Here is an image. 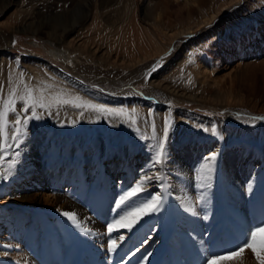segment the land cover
Returning <instances> with one entry per match:
<instances>
[{"label":"bare ground","instance_id":"bare-ground-1","mask_svg":"<svg viewBox=\"0 0 264 264\" xmlns=\"http://www.w3.org/2000/svg\"><path fill=\"white\" fill-rule=\"evenodd\" d=\"M94 1L95 9L93 14H90V2L93 3ZM94 1L87 0L86 3L84 2L85 4L83 6L71 12H63V15L67 17V19L60 14V18L56 15H49L45 18L44 16L46 15L42 13H38L35 17L39 19L41 15H44L43 17L46 20L41 19L40 21L34 22V17L31 16V20L28 18V20H30V32H33V34L42 33V31H40L42 28L40 27H43L47 30V32L45 31L44 33L47 39L52 38L59 41L58 47L50 48V55L66 67L70 66L74 70H78V68L85 65L87 66V64L95 66L99 61H96L94 57V59L89 57V54H85L86 58L79 57L77 54L78 52L76 49L81 47L84 50L86 48L88 49L86 45L87 40L89 37L93 38L91 37L93 29L84 27L87 19L93 15V23L98 21L97 23L100 22L102 24L104 21V23L109 24L112 22V18H110V15H108L109 13H107L109 12V10L107 11V7L111 0ZM244 1L247 2L246 6L248 9L246 11L237 10L230 13L231 9L241 2L240 0H157L155 9L160 10L161 13H158L160 16L159 20H156L158 23L156 24L155 21L151 23L154 25V28L156 27L155 33L152 34L151 47L158 52V55L165 50V48L163 50L160 48L159 42H166L169 47L184 34L208 28V32L205 33L204 36L205 38H202V40L196 43H191L192 45L190 46V49H195L196 45L199 46V48L202 46L203 50L200 49L202 50L200 51L197 48L192 50V54L189 52L190 56L187 54L189 59H186V61L183 60L180 66L181 69L184 68L188 70L189 74L187 78H191L192 74H194L199 81L198 77L203 74L202 77L205 76V82L200 79V82H198L199 85L197 83L193 85L189 84V86L191 85L190 89L186 90L171 86L169 83L165 84L159 82L154 80V76H149L145 80V84L148 87V94L163 101L169 100L172 96H179L187 101L200 103H206L207 101L211 102L212 105L213 103L238 104L242 101L240 100V102L235 98L231 99L232 97L230 94L234 93V87L236 85L242 84L247 95H252L256 92L261 93V96L257 97L258 99L253 103L252 107L250 106L251 111L248 112L250 115H248L249 118L234 120H240L248 124L259 123L257 119H252L264 115V92L262 89H258L257 92V90L252 89V86L259 80H261V83H264V60L257 63L248 61L253 59L250 54L264 47V19L259 21V26L256 27L257 29L254 32L249 34V37H247V34L241 36L240 31L243 30L247 24L259 20V16L264 12V0ZM12 19L13 16L11 20ZM179 19L183 20L179 26L171 25L173 21ZM13 21H15V19ZM24 21H27V19ZM37 27L39 29H37ZM92 27H95L94 24ZM23 29L18 27L13 30L18 32ZM83 29H85L86 32V36L84 37L86 41H84V39L80 40V38H77L78 34L76 35L77 32L83 31ZM216 31L220 33L217 35ZM133 32L132 35L135 36ZM136 33V36L139 38L140 32L136 31ZM96 35L99 36L98 34ZM104 35L106 34L104 33ZM143 35L141 37H143ZM0 36H3L5 42L12 37L11 34L4 35V33L1 32ZM232 36L235 37L238 43L229 42V38ZM140 39L142 40L143 38ZM104 40L107 41L105 37ZM226 40L227 42H225ZM62 43L68 44L72 49L61 47ZM48 46H50V44H48ZM6 48H8V46ZM131 49L130 55L121 56L122 59L119 64L117 58L112 62L114 63L113 66L124 69L125 72H127L126 75L137 73L140 70L139 66L147 62L145 59L148 57L145 46H142L139 42H134ZM94 51L96 52L97 50ZM90 52H92V50H90ZM195 52H197V54H195ZM235 53L238 54L239 59L237 65L227 74L229 80L228 89L224 85L227 82L225 80L221 81L226 77L223 76L216 80V76L213 75L216 71L220 70L222 66L228 65V61L231 62L235 59ZM223 54L224 57H222ZM2 55L3 53L0 52V67L3 65L2 62L4 61L1 57ZM93 55L94 53L91 56ZM182 56L183 55H180V57ZM109 57L107 56V59ZM15 63L18 64L17 62ZM98 63L103 67L107 61L104 60ZM21 67L9 63L5 71L7 75H5V72L1 73V77L3 78V76H5V79L8 80L6 81L8 87L3 93L0 92V99L5 98L12 87H16L19 91L23 89L24 84H27L33 89H43L51 85V88H47L45 95H50L54 92H66L69 95H78L83 100L100 105L108 111L96 112L92 110L76 109L70 106L60 108L52 107L48 110L37 109L38 118L29 120L25 135L22 137V142L19 145L20 147L22 143H25L24 145L29 149L27 157L25 156V158L17 162L16 170L20 175H25V177L35 175L39 177L38 173H40L43 160H45L43 154L46 151L43 152L41 150V152H38V147L40 146L43 148L42 146H45L48 129L54 130L55 133L59 132L61 135H64V138L70 136V134L76 133H85L87 136L92 134V131H94V133H99L101 132L100 127H107V125H110L111 133L119 139L120 144H118L120 145V149L116 151L117 154L112 155L111 159L102 162L103 167L98 172L94 173L92 164L90 166L87 165V167H82L79 172L81 175H84L81 177L77 176L76 181L72 180L69 187L63 190L56 187L54 194L52 190H50L47 195L43 194L44 208L29 203L30 205H28L29 210H27V213L31 214L32 219L30 224H28L31 227H28L27 233H29L30 236L27 240L23 241L20 239L21 235L24 234L21 230V226H24L25 221L27 222L28 219H24L21 216L18 218L14 216L16 220H11L10 218L5 220L8 226L5 227V223L2 224L3 229H0V235L2 231H6L5 233L7 235L4 236L5 239H3V244L10 250H13V254L9 253L7 257V260H9L11 264H42V260H46L43 261V263L54 264L56 259H54V257L51 259L50 252L48 253L47 250H45L46 244L49 243V241L54 242L55 248L56 246L60 247V255H64L60 264H207L211 257H208L206 251L208 252L210 249L218 252L220 247L222 249L218 239L219 235L227 233L226 224L228 222L234 225V232H237L236 228L241 227L244 236L247 237L246 235H248L250 229L247 227L248 225H246V223L249 220L245 223L246 216L244 215V209H242L241 203L242 198H245L244 196L248 193L243 195L241 190L242 186L240 185V177L237 168L239 166L237 165L241 163L239 157L249 148L248 142L254 145L255 149L253 150L258 151V146H260L262 154L264 155V133L261 131H248L246 129H235V132L226 131L227 133L217 132L216 128H214L215 123L201 117H193L187 120L180 118L179 122H176V125L183 128L182 131H184V133L182 136L179 134H172L170 139L168 138L165 140L164 133H162L163 140L160 138L157 139L153 133L157 136L160 131H158V129L149 128L147 123V113L155 117L153 111L156 109V106L149 104L150 102L148 103L136 97L130 98L131 100H117L106 98L102 96L100 92L98 93V91H86L82 87H79L75 80L64 76L65 74L62 75L58 73V71L56 72L52 67L38 60H34L28 65L30 71L23 66L22 69L24 70L15 73ZM21 73L24 74L23 84L20 83ZM212 84H214V87ZM247 102L250 103V100ZM19 108L20 105L17 104V114L21 115L22 118L25 115H31L30 111L27 114L20 113ZM132 118L135 119L134 124L132 123ZM11 123L12 121L10 119V124ZM83 129L86 130L83 131ZM213 130H215V133ZM169 131L168 129V132ZM124 135L128 136L127 141L129 143L142 144L145 151L152 149L153 145L151 146V144L153 142L155 143L154 140H157V146H159V142L165 140V147L172 156L171 159L173 161L170 164V169L173 172L171 171L169 174L159 172L155 173L154 176L147 175L151 178L150 180L160 177V179H156V181H159L161 185H158L159 183L154 185L156 193H154L150 187L145 186L144 190L132 201L126 205L117 207L121 196L135 187L141 179L145 178L142 176L143 174L141 175L139 173L140 176H137L133 184L128 183L127 178L131 176L133 163L137 164L141 161L139 158L134 161L132 158L130 159L131 153L127 149L129 143L127 147L124 145V141H126L124 140ZM96 137L98 140V135ZM185 139L190 142L188 148L184 146L185 143L183 141ZM60 141H63V145L66 147L65 151L62 152L63 155L72 158L70 160L68 159L69 161L65 163L70 166L72 162L75 161L73 160L74 156L68 153V147H70V145L65 144L66 141L64 139L56 140L55 143H60ZM238 141L241 143H237ZM212 143L213 147H210ZM49 144L53 145L51 141ZM49 144H47V147L50 146ZM94 144L95 147H100L95 141ZM95 147L84 148L83 151H81L84 153L82 156L85 157V163L92 161L93 157L100 159V154L97 152L98 149H95ZM238 147L243 151L241 150L240 152ZM18 148H14L7 157H12L13 153L17 151ZM50 152L51 151L48 153L51 154ZM213 153H216L215 162L210 161V157ZM254 155L255 153L251 152V156L255 157ZM5 160L6 159L0 162V173L4 171L1 170V166L6 165ZM148 163L150 165V162ZM205 165L208 167H204ZM196 167L198 168V172L200 167L206 169L204 172L205 176H199V181L195 179L196 173L194 174V172H196V170L194 171L193 168ZM209 169L211 170L209 171ZM250 170V166L246 167L245 173L250 172ZM63 172L68 174L67 176L65 175L64 179L69 180L73 178L71 174L77 173V170L72 171L63 168ZM260 172H257L258 175H254L253 173L254 176H252L251 173L250 177L246 174V176L248 175L246 179L249 181L248 187H254L256 185L261 188L256 192L255 196H252V198H254L252 205H254L251 208L253 212L251 215L253 214L254 216L257 215L256 210L258 208L262 209V207H264L261 203L264 199H262L264 195V174H260ZM114 174L115 178L117 176L118 179L115 180V178L111 177V175L114 176ZM85 175L87 177L89 175L91 177L95 175L94 186L90 189L91 191L87 196H85V192L82 190L85 187L83 185ZM214 177H217V182L215 180V182L213 181ZM169 179H171V181ZM67 182L68 181L65 183L67 184ZM13 183L16 188L18 183ZM217 187L218 189L221 188L220 190L224 189L222 191L228 196V198L226 197L227 201L221 198L222 192H219ZM98 189L102 191L101 194L104 197L103 210H107V216H104L103 210L101 211L103 214L98 213V202L96 200H99L100 196V194L97 193ZM104 193L107 194L105 195ZM31 197L32 196H30V198ZM152 197H161L163 203L159 211L151 212L144 216L130 231L126 228H119L109 234L107 228L108 224L112 223L114 220H118L120 216L130 211L136 205L150 201ZM217 197H219L221 202L219 205H215V199H218ZM6 199L2 201L3 204L6 202ZM9 200H12L10 196ZM28 201L29 200H27V202ZM200 205L204 207L202 210L204 219L201 220L198 219L199 215H201V210L198 211ZM167 207L169 209H167ZM224 207L227 208L228 213L225 212L226 210L224 211ZM116 208L117 213L114 211ZM186 208H190L192 211H185ZM167 210L169 212L176 211L178 218H172L170 213L167 214ZM65 211L76 214L80 227H77L66 217L61 215V213ZM45 212H48L50 215L49 220L46 222L44 221ZM228 215H231L230 218ZM103 217L107 219H103ZM36 219L39 220V224L35 222ZM202 220H205L208 227L207 231L201 226L203 223L201 222ZM81 228H87L89 232H82ZM44 232L47 234H44ZM214 232H216V236H213L212 233ZM119 237H123V239L120 240L118 239ZM155 238H158L159 242L157 244L155 243L156 245L150 248L151 240ZM110 240H116L117 242V247L114 252L108 250ZM225 244L226 242L224 245ZM205 247L209 249L206 250ZM249 257V254L244 252L242 256L235 259L213 261L212 264H257L254 258L252 260Z\"/></svg>","mask_w":264,"mask_h":264},{"label":"rangeland","instance_id":"rangeland-1","mask_svg":"<svg viewBox=\"0 0 264 264\" xmlns=\"http://www.w3.org/2000/svg\"><path fill=\"white\" fill-rule=\"evenodd\" d=\"M86 1L87 0H0V32L4 33V35L5 34H11V36H12L11 39L8 40L7 42L4 41L3 36H0V52L3 53V55L1 57L4 59V61L2 62L3 65L0 67V92L3 93V91L6 90V88L8 87V84L6 85V81H8V80L5 79V76H3V78H2L1 73H4L6 71L9 63L12 65L15 64L18 67L25 66V68L27 70H29L28 65L30 63H32L34 60H38L40 62H44L45 64L49 65L54 70H56V72L58 71V73H60L62 75L65 74L64 76H67L70 79L75 80L77 82L78 86L82 87L86 91H89V92H95V91L97 92L98 91V93L100 92V94L106 98L108 97V98H113V99H117V100H124V99L131 100L130 98L136 97V98L144 100L148 103L150 102L149 104H151V105L153 104L154 106H156V109L153 111V114L155 115V117L152 116L151 114L147 113V121H148L147 123H148L149 128L158 129V131H160V133H158L157 136L153 133V135L157 139L163 138L162 133H164L166 120L168 121L170 131L167 133V138L165 139V137H164L165 140H167L168 138L170 139L172 134H175V135L179 134L180 136H182L184 133V131H182L183 128H180L176 124L179 122L180 118L187 120V119H190L193 117H201L205 120L207 119V120L215 123L214 128H216L217 132L220 131V132L227 133L226 131L235 132L237 129H243V130L246 129L248 131H261L262 133H264V119H257L259 121V123H256V124H248L247 122H241L240 120H234V119L249 118L248 112L251 111V107H252L253 103L258 99L257 97L261 96V93H256V92H255V94L247 95L246 94L247 92L245 91L242 84L236 85L235 86L236 88L234 87V93L230 94V96L232 97L231 99L235 98V99H238V101H240V100L242 101V102L240 101L241 103H238V104H228V103L217 104V103H213V105H214L213 106L211 102H207V101H206V103L192 102V101L184 100L182 97H179V96H175V97L172 96V97H170L169 100L163 101L161 99L159 100V98H157L155 96L148 94V91H147L148 87L145 84V80L149 76H154V80H157L159 82H163L165 84L169 83L171 86H176L177 88L186 89V90H189L190 86L193 85L194 83L198 84V82H200V79H201V81L205 82V80H204L205 76L202 77L203 74L200 75L201 78H200V76L198 77L199 81L197 80L196 75H194V74H192V76H191L192 79L189 77L191 79L190 80L189 78H187V75L189 74L188 70H186L184 68L181 69L180 66H181L183 60L186 61V59H189V56H190L189 52L193 53L192 50H195L197 48L200 50L203 48L201 45H200L201 46L200 48H199V46L196 45L195 49H190V46L192 45L191 43H196L197 41L202 40V38L204 39L205 33L208 32V28H204V29H201L199 31H195V32L189 33V34H184L179 39H177L175 42H173L171 44V46H169V47L167 46L166 42H162V43L159 42L160 48L162 50L165 48V50L163 51V53H160L158 55V52L151 47L152 34L155 33V30H156V27L154 28V25H152L151 23L154 21L156 22V20H159V18H160L159 14L161 13L160 10L155 9V4H156L157 0H111V2L109 3V5L107 7V11L109 10V12H107V13H109L108 14V15H110L109 17L112 18L111 23L106 24V23H104V21L102 22V24L100 22L97 23L98 21L93 23V20H92L93 15H91V17H89L87 19L84 27L87 29H89V28L93 29L92 36H91L93 38L89 37L87 40L86 45L88 46V49L86 48L84 50L82 47L79 49H76L78 52L77 54L79 55V57H85V54H89V57H92V58L94 57L96 61L99 60L98 62H100V61L102 62L104 60L107 61V63L105 65H103V67H102V65H100L97 62L95 64V66L87 64V66L85 65L83 67L78 68V70L77 69L74 70L72 67H70V66L66 67L60 61H57L56 59H54L50 55V53H51L50 48L56 47V46L58 47L59 41L56 39H52V38L47 39L45 34H44L45 31L47 32V30H46V28L44 29L43 27H40V28H42V29H40V31H42V33L39 32L38 34H36V33L33 34V32H30L31 30H29V21L31 20V16L34 17L33 18L34 22L40 21L41 19L46 20L45 18L49 15H56L60 18V16H59V14H60L63 17H65L63 15L64 13H68L69 11L71 12L72 10L77 9L80 6H83L86 3ZM98 1H101V0H98ZM240 1L241 2H239V4L241 6L238 4L237 6L233 7V9H231L230 13L237 11V10L238 11L239 10H245L246 11L248 9V7L246 6L247 2H245L244 0H240ZM94 4H95V1L93 3L90 2V7H89L90 14H93V12H94V9H95ZM244 7H245V9H244ZM38 13H42V14L46 15V16L43 15L45 18L41 15L40 18L37 19L35 16ZM120 14H122V15H120ZM12 16H13V19L11 20ZM14 16H15V18H14ZM28 18L30 20H28ZM65 18L67 19V17H65ZM14 19H15V21H13ZM26 19L28 22L24 21ZM263 19H264V12L261 13L258 21L255 20L252 23L247 24V26H245L243 28V30L240 31V33H241L240 35L242 36L244 34H247V37H249V34L254 32L257 29L256 27L259 26V21H262ZM11 21H12V23H11ZM181 22H183V20H181V19L175 20L171 23V25L179 26L181 24ZM157 23H158V21L156 22V24ZM93 24L95 27H92ZM114 26L118 27V28H115ZM18 27H20L22 29L24 28L23 30L26 29L28 33L26 32V30L25 31L22 30V31H18V32L16 30H13V29H17ZM99 27H100V30H99ZM37 29H39V28L37 27ZM3 31H5V32H3ZM136 31L140 32L139 38H138V36H136L137 35ZM132 32L135 33V36L132 35ZM104 33L106 35H104ZM216 33L218 35L220 32L216 31ZM96 34H98L99 36H97ZM76 35H77V38H80V40L84 39V41H86V39L84 38L86 36L85 29H83V31L81 30V31L77 32ZM142 35H143V37H141ZM104 37L107 41L104 40ZM140 38H143L142 39L143 41ZM239 39H241V38H239ZM134 42L135 43L139 42V43H141L142 46H145V49L148 52V54H147L148 57L145 56L147 58V59H145L147 62H145L139 66L140 70L137 73H135L133 75H126L127 72H125L124 69H120L119 67L113 66L114 63H112V62L115 58H117L118 64H119L121 62L120 60L122 59V57L130 55L131 50H132L131 47L134 44ZM225 42H227V40ZM229 42L230 43H233V42L238 43V41L235 40L234 36L229 38ZM48 44H50V46H48ZM7 46H8V48H6ZM61 47H63V48L66 47V49H72L66 43H64V44L62 43ZM81 49H83L84 52ZM90 50H92V52H90ZM94 50H97L96 51L97 53ZM109 50H110V52H109ZM202 50H200V51H202ZM259 51H261V52H259ZM93 53H94V55L91 56ZM187 54H189L188 57H187ZM195 54H197V52H195ZM235 54H236L235 59H233L231 62L228 61V65L224 64L225 66H222V68L220 70L216 71L213 75V76H216V80L219 78H222L223 76L226 77L225 79H222L221 81L225 80L227 82L224 85L228 89H229V87H228L229 86V80L227 78V76H228L227 74H229L232 71L233 67H235L237 65L238 59H239L238 54L237 53H235ZM180 55H183V56L180 57ZM250 55L252 56L253 59L249 60L248 62L257 63L261 60H264V47H261L257 52H253ZM107 56L108 57L110 56V57L107 59ZM222 57H224V54L222 55ZM15 62H17L18 64H16ZM184 65H187V64H184ZM22 67L19 70H17V72H15V73H18V71H20V70L21 71L24 70V69H22ZM99 67H101V68H99ZM154 67L156 68V70L152 71V69ZM5 75H7L6 72H5ZM259 81H256V83L252 86V89L257 90V92H258V89H262L264 92V83H261V80H259ZM189 84H191V85L189 86ZM205 85H206V83H205ZM212 86L214 87V84H212ZM227 88H225V89H227ZM255 88H257V89H255ZM248 100H250L251 104L247 102ZM260 117H264V115L263 116L260 115ZM152 119H153V121H152ZM252 120H254V119H252ZM84 130H86V129H83V131ZM100 131L101 132H99V133L98 132L94 133V131H92V134H90L88 136L85 133H79V134L76 133V134H70V136L63 138L64 135H61L59 132L55 133L54 130L48 129L47 133H46L47 138L45 141L46 142L45 146H42L43 148H41L40 146L38 147L39 148L38 152H41V150L43 152L46 151L43 154V158L45 160H43V165L40 168L41 171H40V173H38L39 177H36L35 175H31L29 177H25V175H20L16 170L17 169V163H16L14 169L12 170V174L10 176H8L7 179L0 178V229H3L2 224L5 223L6 219L10 218L11 220H14V219L16 220V218H14V216L17 218L19 216H21L24 219H28V221L27 222L25 221L24 226H21V230H22V232H24V234L21 235L20 240H23V241L27 240L30 236L29 233H27L28 229H29L28 227H31L28 224H30V221L32 219L31 214L27 213V210H29L28 205L34 204V205H38L41 208H44L45 205H44L43 194L47 195L50 190H52V192L54 194V190L56 187H58L60 190H63L65 188L69 187L70 182L72 180L76 181L77 176L81 177L84 175V174L81 175L79 173L82 167H87V165L90 166L92 164L94 173L98 172L103 167L102 162H105L108 159H111L113 154H117L116 151H119V149H120V147H119L120 142H119V139L111 133L110 125H107V127L106 126L100 127ZM97 135H98V140L96 137ZM124 137H125L124 140L127 141L128 136L124 135ZM59 139H61V140L64 139L66 141L65 144L70 145V147H68L69 148L68 153L70 155L72 154L74 156L73 160H75L74 162H72V164L70 166L68 164L67 165L65 164L66 162H68L72 158L71 157L70 158L65 157V155H63L62 152H64L66 149V147L63 145V141H60V143H55V141L59 140ZM50 141L53 143V145L49 144ZM94 141H95V143H98V146L100 145L99 148L95 147ZM126 141H124V145L127 147L129 142L128 141L126 142ZM154 141H155V143L153 142L151 144V146L153 145L152 149H148L146 151L143 149L142 144L129 143V146L127 147V149L131 153L130 159L132 158V160L134 161L137 158H139V160L141 161L140 163L138 162L137 164L133 163L131 176L129 178H127L129 184H133L136 181L137 176L138 177L140 176L139 173L141 175L143 174L142 175L143 177H146L147 175L148 176H154L155 173H159V172L163 173V174L171 173L172 170L170 169V164L173 160L171 159L172 156L170 155V153L168 152L166 147H165L166 159H164L162 164L152 166L153 160L155 158V154L159 149V146H157V140H154ZM195 141H197V140H195ZM183 142L185 143L184 146H186L188 148L189 143H190L189 140L187 141L185 139ZM237 143H241V142L238 141ZM24 144L25 143H22V146H20L21 148L19 147L18 150L15 151V152L19 153V156L17 158L18 161L21 160L22 158H25V156L27 157V155H28L29 149ZM47 144H49L50 146L47 147ZM89 147H95V149L96 148L98 149L97 152H98V154H100V159L93 157L92 161L85 163L84 162L85 157L82 156V155H84V153L81 151H83L84 148L86 149ZM210 147H213V143L210 145ZM248 147L249 148L245 150L244 154L241 155V157H239L241 163L237 165V166H239L237 168H238V175L240 177V185L242 186L241 190L243 192V195L248 193L247 195L244 196L245 198H242L241 205H242V209H244V215L246 216L245 217V223L247 220H249V221H247L248 224L246 223V225H248L247 227L250 230L248 232V235H246L247 237H245L240 226H239L240 228H236L237 232H234L235 231L234 225L231 222H228L226 224L227 233H223V234L219 235V239H218L220 245L222 246V249L220 247V249L217 252L215 250L212 251L209 248L205 247L206 250L209 249L208 252L206 251V253H208V257H212L214 255H223L225 253H228V252H231V251L238 249V247L243 245V243L246 241V239H248V237H249V235L253 229L264 226V207H262V209L258 208L256 210V212H257L256 216H254L253 214L251 215V213H253L251 208L254 205V204L252 205L253 199H254V198H252V196L253 195L255 196L256 192L259 191V189H261V188H259L256 185L254 187L253 186L248 187L249 181L246 179L248 177V175H249V177L251 176L250 175L251 173H252V176L258 175V173L260 171H261L260 174L261 173L264 174V161H263L264 155L262 154V150H261L260 146H258V151L253 150V149H255L254 145L251 144L250 142H248ZM238 149L241 152L242 149L239 147H238ZM49 151H51L50 152L51 154L48 153ZM251 152L255 153V155H254L255 157L251 156ZM101 157H102V160H101ZM11 158L12 157L5 158L6 159L5 160L6 165L1 166V170H4L2 172L3 174H6L8 164L11 163V161H12ZM148 162H150V165ZM248 166H250L251 170H250V172L245 173L246 167H248ZM141 167H143V168L145 167V168L143 169ZM63 168L70 169L72 171L77 170V173L71 174V176L73 178H70L69 179L70 181L65 180L64 177H65V175L67 176L68 174H65L63 172ZM193 169H194V171L196 170V172H194V174L196 173L195 179L197 181H199V178H200L199 176H201V177L205 176V173H204L206 171L205 168L200 167L199 172L197 171L198 170L197 167L193 168ZM148 172H150V173H148ZM253 173H254V175H253ZM246 174H248V175L246 176ZM238 175H237V177H238ZM94 176L95 175H93L91 177L89 175L87 177L85 175V177H84L83 185L85 187L82 190L85 192V196H87L89 194V192L91 191L90 189L94 186L93 185L95 183ZM111 177L115 178V174H114V176L111 175ZM116 179H118L117 176H116L115 180ZM216 179H217V177L216 178L214 177L213 181L214 180L216 181ZM125 180H126V178H125ZM125 180H124V182H125ZM169 180L171 181V179H169ZM66 181H68L67 184L65 183ZM13 182L18 183V186L16 188H15V184ZM158 183H159V181H156V178H153L152 180H150L147 183L146 186L150 187L151 190H153L154 193H156V189L154 188V185H156ZM158 185H161V184L159 183ZM251 188H253V189H251ZM217 189H218V187H217ZM220 189H218V191L222 192L221 198L223 200L225 199L224 201H227L226 199L228 198V196H226V193H224V191H222L224 189H222V190H220ZM101 192L102 191H100L98 189L97 193L100 194V196H99V200L98 199H96V200L98 202V213L103 214L101 211L104 208V202H103L104 197L102 196ZM104 194L106 195L107 193H104ZM117 194H120V193H117ZM52 195H50V196H52ZM9 196L11 197L12 200L14 199L15 201L9 200ZM30 196H32V197L30 198ZM118 196H120V195H118ZM224 196H225V198H224ZM217 198L218 199H215L216 200L215 205H219L221 203L219 200V197H217ZM263 198H264V195H263L262 199ZM4 199H6V202L3 204L2 201ZM18 200H21V201H18ZM27 200H29V201L27 202ZM248 200H249V202H248ZM261 203L264 206V199L261 201ZM202 205H200V207H199L200 209L198 210V211L201 210L200 211L201 215H199V218H198L199 220L204 219V217H203L204 214L202 213V210L205 206L203 205L204 206L203 207ZM168 207H167V209H169ZM114 211H115V213H117V208L114 209ZM224 211L226 213H228L227 208H225V207H224ZM103 212H104V216L108 215L107 214L108 212L106 209H104ZM167 212H168L167 214L170 213L172 218H174V219L178 218L176 211L169 212L167 210ZM247 214L249 215V217ZM44 216H45L44 221L45 222L48 221L49 216H50L48 214V212H45ZM230 216H229V218H230ZM250 216H251V218H250ZM103 219H107V218L103 217ZM253 219L254 220L256 219V220L254 221ZM35 222L37 224H39V220L36 219ZM201 222H203L201 225L202 228H204V230L207 231L208 227L205 223V220L204 221L202 220ZM7 226H8V224L5 223V227H7ZM5 232H6L5 230L2 231L1 235H0V264H11L9 262V260H7V257L9 255V253L13 254L12 253L13 250H10L8 247H6L3 244V242H4L3 239H5L4 236L7 235ZM39 232H40V230H39ZM44 234H47V233L44 232ZM212 234H213V236H216V232H214ZM151 241L152 242H151L150 248H152L154 245H156L159 242V239L155 238ZM225 242H226V244L224 245ZM45 250H47L48 253L50 252L51 259L53 257H54V259H56L54 261V264H60L61 263V259L63 258L64 255L63 256L60 255V252H61L60 247L56 246V248H55L54 242L49 241V243L46 244ZM245 252H247V254H249L250 259L253 260V258H254V261H256L254 255L250 249H246ZM242 254L240 256H242ZM41 260H42V258H41ZM43 261H46V260L41 261L42 264H46L45 262L43 263ZM51 264H53V263H51Z\"/></svg>","mask_w":264,"mask_h":264},{"label":"snow or ice","instance_id":"snow-or-ice-1","mask_svg":"<svg viewBox=\"0 0 264 264\" xmlns=\"http://www.w3.org/2000/svg\"><path fill=\"white\" fill-rule=\"evenodd\" d=\"M191 62V61H189ZM154 67L152 71H155ZM23 73L20 75V83L23 84ZM47 88H51V85L46 86L43 89H33L27 84H24L22 90L16 87L10 88L8 95L5 98L0 99V162L7 157V155L13 151L14 148H18L22 142V137L25 135V130L27 128L30 119L38 118L37 109L48 110L52 107H64L70 106L76 109L92 110L96 112L108 111L100 105L91 103L90 101L83 100L78 95H69L66 92H54L50 95H45ZM17 104L20 105L19 112L27 114L29 111L31 115H25L23 118L21 115L17 114ZM135 111V110H133ZM10 119L12 123L10 124ZM253 119H264V117H258ZM132 123H135V119L132 118ZM169 129L168 121H165L164 137L167 138V133ZM215 133V130H213ZM10 133V135H9ZM18 152H14L12 156L11 163L8 164L6 174L0 173V178L7 179L8 176L12 174V170L15 164L18 162ZM166 159V149L164 141L159 144V149L155 154L153 160V166L160 165ZM216 153H213L210 157V161L215 162ZM207 168L208 166L205 165ZM211 169H209L210 171ZM150 177H145L141 179L135 187L130 189L125 195L121 196L117 207L128 204L132 201L140 192L144 190L146 184L150 181ZM160 179V177H156ZM162 206L161 197H152L150 201L136 205L130 211L125 212L118 220H114L112 223L108 224V232L111 234L113 231L119 228H126L129 231L146 215L151 212L159 211ZM185 211L191 212L192 209L186 208ZM61 215L66 217L77 227H80L77 220V216L72 212H62ZM82 232H89L87 228H81ZM118 239L122 240L123 237ZM117 247L116 240H110L108 250L114 252ZM246 249H250L257 264H264V226L253 229L243 245L239 246L238 249L225 253L223 255L212 256L207 264H212L213 261H224L228 259H235L239 257Z\"/></svg>","mask_w":264,"mask_h":264}]
</instances>
